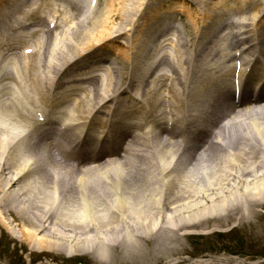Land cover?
Wrapping results in <instances>:
<instances>
[{"label":"bare ground","instance_id":"obj_1","mask_svg":"<svg viewBox=\"0 0 264 264\" xmlns=\"http://www.w3.org/2000/svg\"><path fill=\"white\" fill-rule=\"evenodd\" d=\"M3 1L0 0V6L4 5ZM139 1L130 15L132 17L136 12L141 14V23L139 21L141 28L138 34L143 38L145 25L150 21L161 23L166 18V12L175 13L173 7L164 11L167 1ZM28 2L29 0L25 3ZM108 2L110 3L109 9L102 18H95L91 24L92 36H94L92 41L87 36L91 34L79 35L77 31L69 34L67 41L64 39L59 41V44L56 42L55 47L52 48L50 41L53 40V32L59 29L61 23L65 21V18L58 13L59 23L50 26V23L53 22L50 21L49 25L45 26L47 31L45 30L42 37L44 41L39 42L38 50H40L35 52L33 49L30 50L27 59L32 58L30 69L34 76L29 79L30 81H33L40 73L49 72L51 83H49L48 91L52 92L57 102L61 104L62 101H74L71 114H68L67 120H64L63 123L66 122L62 123L65 127V134L81 130L84 135L87 131L94 135L93 132L96 131L98 125H101L100 128L103 126L101 129L98 128L100 131L97 133L100 132L101 135L106 136L109 132H114V136L117 138L114 139L117 143V150L121 149L123 153H126L123 156V153L120 152L121 155L117 157V161L97 164L87 171L75 172V168L79 166L73 165L72 161L67 163L64 159L57 160L50 153L54 150V145L50 147L46 143L44 146L48 154L40 156L38 151L44 140L41 141L39 138L48 135L47 138L50 139L52 135L51 133L45 134L48 132L46 128L42 131L38 130L39 126L32 125L31 122L32 120L34 124H38L32 112H34L33 109L40 111L34 102V104L31 103L26 85L30 83L32 87L37 88L38 82H26L27 74L25 73L24 81L19 79L22 82V87L18 83L17 90L24 95L23 100L19 101V97H12L10 94L8 82L12 67L10 66L8 69L5 63L0 66V102L6 97L8 99L6 103L0 104V127L4 129L0 131V230H4L6 234L15 239L14 241L5 235L2 237L15 243L13 253L29 246L30 254H33L31 264L36 262L35 259L38 257L45 258V262L41 259L42 263L69 261L71 258L74 260L80 251L86 252V255H95V248L99 241H120L126 239L128 235L144 238L150 234L162 236L168 231V234L184 233L187 236L190 234L187 232H190L191 229L197 228V226L201 227L202 224H206L210 220L225 218L229 214L236 218L240 226L242 220L247 217L260 218L259 212L261 213V209H264V108L241 111L235 115L234 119L216 129L218 124L213 126L206 117L208 113L217 110L213 95L210 103H205L208 105L205 110L203 109L202 114L201 112L187 114L185 106L189 103L191 106L201 105L203 97L197 86L195 95V89L190 92L188 85H181L183 78L176 71L178 76L176 83L181 90H173L169 97L172 99L170 105L174 110L171 118L172 129L176 131L179 125H182L181 130L170 138L155 128H151L145 133L144 130L147 129L149 123H154L152 127L160 124L161 119L154 121L149 118L146 119V125L142 129L141 123L139 126L133 125L134 132L140 129L143 131L141 139L132 137L131 142L127 145L124 137L128 135L129 131L126 128L129 125L126 124L127 121H124V111H121L123 100L119 99L123 92H120L121 87L124 86V78H122L123 80L120 78L121 69L115 62L111 64L108 62L109 66L104 69L109 78L107 83L106 79L98 74L104 70L99 69L100 71H98V68H95L94 75L91 76L93 64L102 62L104 59L102 56L113 58L103 52L98 57L95 52L90 54L105 34L116 36L124 31H128V33L134 31L135 28L134 21L136 19L132 21L133 19H130L128 14L130 7L123 6L125 9L121 12L122 10L119 9L123 7L120 8L118 5L117 9L116 0H108ZM227 2L229 0H223V5L220 6L226 8V11L227 5L231 4ZM79 3H77L78 7ZM133 6L134 4L131 7L133 8ZM243 6L234 8L240 12ZM91 11L95 10L88 12L78 8L77 12H81L85 16L80 14L84 17L80 18V15L73 13L72 20L74 22L72 23L74 25H70L71 30L72 27L77 26L75 20L78 22H81V19L91 21ZM35 15L37 13H33L31 17L36 20ZM119 17L125 19L116 21ZM251 18L245 22L247 17H242L241 28L239 27V29L251 27L248 32L250 33L249 37H252L255 42L254 47L248 50L246 47L249 46L244 44L242 47L245 51L242 50V47L240 50L235 48L240 41L232 42V47L228 50L230 52L222 51L224 49L220 48L222 44L215 45V47L213 44L211 48H206L205 46L213 41H211L213 32L201 34L200 45L208 57L214 59L222 55L223 52V61L227 59L229 63H222L221 65H225L227 70L217 75L215 71H212V66L213 63L218 62L211 63L204 70L207 63L202 60L204 64L199 67V71L211 76L210 81L214 85L221 84L224 81L223 78L230 77L231 73L235 76L236 65L232 68L231 62L234 57H238L239 53H241V59H243V55L251 56L250 61L240 71V76H244L254 57L262 59L263 53L258 49L256 42L259 34L254 31L258 17L253 15ZM31 25L39 26L38 23L33 25V22ZM7 30L11 32L10 29ZM24 30L23 26L16 28L15 31H12L11 36L17 40L22 37L27 41L29 35L27 31L23 33ZM245 31L247 30H240L242 33ZM160 34L157 36L156 29L154 43L158 44L155 53L161 55L164 49L160 44L161 38L164 39L166 35ZM150 35L148 33L146 36L141 52L136 55L135 50L136 57L130 52L121 55L128 59L134 58L132 65L137 66L140 71L139 76L131 82V84L136 83L138 78L137 84L128 85L131 88L134 86L136 89L137 87L143 88V86L149 87V84L159 85L163 78L160 68L164 63L162 56L154 63L150 61V58L143 60L147 53H151V47L148 46L150 45L148 44V39H151ZM241 38L243 40L245 36L241 35ZM179 39L180 53H176L175 59L181 62L185 60L182 46L189 47L190 38L181 36ZM259 41L264 45V38H260ZM32 42L34 43V41ZM135 45L137 46V41ZM23 47L20 49L14 47L15 49L12 48V50L19 49L22 52ZM107 49L108 46H103V50ZM167 55L171 57V54ZM14 56L17 55L12 56V62H15ZM121 56L120 60H122ZM30 61L26 63L27 69ZM23 62L20 61L18 69L17 66L15 67L17 73H19L18 70L22 72L20 68ZM214 66L217 69L222 67L216 64ZM2 71L6 73L3 74ZM101 78L104 83L100 86ZM167 78L172 79L173 76L169 75ZM87 83L89 86L85 90L83 85ZM218 86L223 90L224 85ZM42 88L44 90L45 85ZM33 90L35 92L34 88ZM40 92L43 93L42 89ZM87 93L89 94L88 98L81 97ZM10 98L16 100L15 106L11 104ZM136 99L141 101L139 97ZM102 109L107 110L105 112L101 111ZM9 110L13 112L7 113ZM236 111H239V108ZM100 114L104 116L100 117ZM186 116L191 118L187 124L184 123ZM13 118L15 119L13 120ZM167 123L171 124V121L166 119L165 130ZM195 126L198 128V132L190 134L193 129H196ZM167 132L168 130H166ZM213 134H215V139L212 138ZM96 137L98 138V135ZM252 145L259 146L263 151L256 153L255 147ZM151 146L157 156V160L154 159V161H151L152 158L147 151ZM191 147H194L196 151L194 154L189 152ZM183 155L186 157L182 159ZM106 201H108L107 205ZM247 223L249 226L253 224L252 222ZM118 226H123L127 230L126 233H124L123 227L120 229ZM233 229H236L233 231H237L239 227L235 226ZM203 230L205 231L206 228ZM213 231H209L208 234H218ZM259 233H264V230ZM219 235L225 236L222 233ZM122 236L123 239H121ZM117 246H119L118 242L113 245V249L117 250ZM181 261L168 260L165 264H177ZM201 261H207L209 264H255L243 256L230 257L223 254ZM261 263L264 264V261L262 260Z\"/></svg>","mask_w":264,"mask_h":264},{"label":"rangeland","instance_id":"obj_2","mask_svg":"<svg viewBox=\"0 0 264 264\" xmlns=\"http://www.w3.org/2000/svg\"><path fill=\"white\" fill-rule=\"evenodd\" d=\"M37 1L38 2L42 1L43 3L41 2V4L40 3L36 4ZM163 1L164 2L167 1L164 11H166V9L169 7H173L175 13L172 14L173 12H170V13L166 12L165 14L166 18L162 20L161 23H154L150 21L147 25H145V28H144L145 35L143 38L141 37L140 34H138L141 28L140 26L141 25L140 24L141 14L136 12L134 16L131 17L130 15V12H133L135 5L139 4L140 1L139 0H116L117 2L116 8L118 7V5H120V8L126 5L130 7L128 11L130 19H133L132 21L136 19L134 21L135 23L134 31H131L129 33L127 31L126 33L128 34V36L124 34V35L115 37L114 35L111 36V35L105 34L104 38L102 39L100 38L101 39L100 46H108L107 50H111L113 54L118 53L114 57V62L117 64L118 67H120L122 72L125 74V77H126V73L130 72V69L132 67L131 63L135 59L132 58L130 62L128 61V59L122 60L120 62V59L117 56L125 55V53L130 52V53H133L134 54L133 56L136 57V55L140 53L141 50L143 49L142 46L145 45L144 42H145V39L148 33L151 34L150 35L151 39H148V44H150L148 46L149 48L151 47V53L150 54L147 53L146 56H144L143 60H148L150 58V61L154 63V62H157V59L160 56H162L164 60L163 62L166 64L167 63L166 56L168 54V51H172L176 43H177V48H178V46L180 45L179 38L181 36L183 37L185 36L186 38H188L189 36H192V41L194 38L193 42H195V44H193V42H190L189 47L193 46L195 48L194 53H196V55L194 59L195 60L194 64L200 66L202 60H204L206 61L209 67L211 63L213 62L219 63L220 59H222L224 56L222 52V55L214 59L213 57L211 58L208 57L207 53L204 52V49H202V46L200 45V39L202 37L201 36L202 33L209 34L210 32H213L212 37H211V41L212 40L213 41L211 42V44H207L205 46L206 48H211L213 44H214L213 47H215V45L220 46L222 44L220 48L221 49L224 48L225 50H227L229 49V44L232 42L230 35L237 26V25L235 26V24L232 26L235 20H236L235 23H238V20L242 19V17L251 18L253 17V15H257V17L260 18L259 22L261 20L263 21L262 23H260L258 28L260 29L261 27L262 30H264V0H230L232 4L236 5L235 6L236 8L237 6L240 7L241 5H244L243 9H241L240 12L236 11L232 4L227 5V8H228L227 11H226V8L222 9L220 6L223 5V0H183L185 10H187V12L183 10V7L181 5L182 0H171V1L163 0ZM229 2L227 3L229 4ZM77 3L80 4L79 7L77 6ZM109 4L110 3L108 2V0H97V5L95 7L90 8V0H83V1L81 0H67V1L66 0H30L26 5L27 11L25 12L24 7H21V6H24V4L22 3V0H14L11 3V6H12L11 10L16 12L19 16L21 15V17L24 12L25 14H31V13H34L35 11L36 12L38 11L35 23L39 21L38 23L39 26L36 27L35 31H38L37 32L38 36H36V38L40 39V41H44V39L42 40V37H43L42 32L44 28L45 18L48 17L49 14L51 13L55 14V12L57 11V14L59 13V15L63 16L65 18V21L61 23V25L59 26L60 28L56 29L53 33L52 45H56V42H58L59 44V41H62L64 39L67 41V37L70 36L69 34H71L72 32H77V31L79 35L91 34L87 36L92 41V37L94 38V36H92L93 32L91 31L92 29L91 24L95 18L96 19L98 17L102 18L104 13L109 9ZM133 4L134 6L132 8L131 6ZM157 5H160V4H157ZM78 8L79 9L81 8L88 12H90V10H95V11H91L92 12V15H91L92 17L90 19L91 21H87L86 19L85 20L81 19L82 21L80 20L81 22H78L77 20H75L78 27L77 26L75 28L72 27V30H71L70 25H74L72 23L74 22V20H72L73 18L72 14L76 13L77 15L82 14L83 16H85L83 13L77 12ZM123 9L125 8L123 7L122 9H119V10H122L121 12H123ZM83 16L80 15V18ZM123 18L124 17H119L116 21L118 20L121 21L123 20ZM126 20H127V17H126ZM46 23H48V19ZM167 26H170V27L167 28ZM156 29H157V36H159L160 33H161L160 35L162 34L166 35L164 39L161 38L160 44L163 45L164 47V49L161 52V55L155 53L157 49V45H158L154 43V41L156 40V36H155ZM159 29L161 32L159 31ZM129 35L131 36L130 39H129ZM262 35L264 36V31ZM176 38H177V41H176ZM136 41H137V46L135 45ZM35 42L37 41L35 40ZM224 49L222 51H224ZM107 50H102V52L107 51ZM135 50H136V55H135ZM184 52L187 53V49H185V47H184L183 53ZM164 63L161 64L160 68H161V72H164L165 75H162L163 79L161 80L159 84V89L161 93L167 94L168 88L166 89L165 85L167 82L166 75L168 73V65H165ZM234 63L235 62H233V64ZM215 64L213 63L212 68L214 67ZM186 72L188 73L187 68H186ZM104 74H107V72ZM33 76H34L33 71L32 70L29 71V77H28L27 82H38V85H37V88H35V87H32L31 84L29 83L28 93H31L32 95H36L40 102L46 103L47 106H50V104L52 103V99H51L52 95H51V92L48 91L49 83H51L50 73L49 72L40 73L39 75H37V77L33 81H30L29 79L33 78ZM128 82H129V79H128ZM168 84L169 82H167V85ZM43 85H45L44 90L42 88ZM150 85L151 84H149V87L143 86V88L137 87L136 91L139 94H142L143 91L146 92L148 89L152 88V86ZM83 87L85 89L87 86L85 85ZM33 88L35 89V92H33L34 91ZM41 89L43 93L40 92ZM84 97L86 98L87 95H85ZM153 101H156V100L154 99ZM134 103L135 102H133V104ZM62 104H63L62 107H64L68 111L72 108L70 106H73L74 101H69L68 103H62ZM155 105H156L155 102H153L150 105V108L152 109V112L155 111L157 114H159L160 111L163 113L164 110L167 109L165 105H161V110L159 111L158 108L155 107ZM187 105L189 107V104ZM196 110L197 109L194 107V111ZM132 118L133 116H131L130 119ZM1 130L2 129L0 127V131ZM252 146L255 147L256 153L263 151L259 146L258 147L256 145H252ZM154 159L157 160V156H155ZM154 159H152L151 161H154ZM228 161L230 162V159ZM198 192L199 191L197 190L196 193L198 194ZM105 204L107 205L108 201H106ZM259 214H260V218H256L253 216L249 218L248 217L245 218V220H242V224L240 226L236 218H234L233 216L229 214L225 218H221L219 220H210L209 222L207 221L208 223L202 224L201 227L197 226V228L191 229L190 232L189 231L187 232V233H190L187 236L184 233L168 234L169 233L168 231L166 232L167 234L166 233L164 234L166 237L168 236L167 238L166 237L164 238V235L153 236L152 234H150L148 237L140 238V239L145 240L148 245V249L142 255L133 257L132 259H129V260H125L122 258L120 246H117L118 248L117 250L113 249V257H112L111 264H165L167 260H170L172 258L181 259L183 257L194 258L196 259L197 262L199 261L201 262L202 258H205L209 255H220V253H223V250H226V251L233 250L236 253L237 252L241 253L240 256H243L244 258H248V257L251 258L252 259L251 262L259 263L262 260L264 261V240H263L264 233H262V231L264 230V209H261V213L259 212ZM247 222H250V223L252 222L253 224L249 226V223ZM14 226H15V223H14ZM235 226L239 227L237 231H233V230H236V229H233ZM118 227L121 229L123 226L121 227L118 226ZM204 228H206L205 231L203 230ZM1 231L2 230H0V264H31V258L33 254H30L31 250L29 246H27L24 250H17L15 251V253H13L15 243L7 241L6 238L1 240L3 234L6 237L11 238V236L9 234H6L5 232L1 234L2 233ZM126 231L127 230L124 229V233H126ZM208 231H213V233H218V234L208 236L207 234ZM259 231H261L262 234H260ZM220 232L222 233V235H225V236L221 237L219 235ZM17 236L20 237L19 235ZM121 239H123V236ZM13 240L15 241V239ZM223 246L225 247V249H223L224 248ZM248 249L251 254L249 253ZM78 253L79 255L74 260L71 258L69 261L59 260V262L42 263V260L45 262V258L38 257L37 259H42V260L37 261V259H35L37 262L36 263L34 262L33 264H98V261L96 260L95 255L93 254L86 255L85 254L86 252H83V251H80ZM35 260H32V261H35ZM186 263L187 262L182 260V262H180L179 264H186Z\"/></svg>","mask_w":264,"mask_h":264},{"label":"clouds","instance_id":"obj_3","mask_svg":"<svg viewBox=\"0 0 264 264\" xmlns=\"http://www.w3.org/2000/svg\"><path fill=\"white\" fill-rule=\"evenodd\" d=\"M119 243L122 258L125 260L142 255L148 245L145 240L134 235H128L126 239L120 241L101 240L95 248V258L98 264H111L113 257V245Z\"/></svg>","mask_w":264,"mask_h":264}]
</instances>
